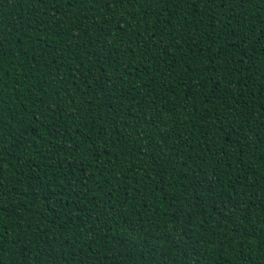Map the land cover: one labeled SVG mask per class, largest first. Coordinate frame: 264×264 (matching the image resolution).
Instances as JSON below:
<instances>
[{"label":"trees","instance_id":"16d2710c","mask_svg":"<svg viewBox=\"0 0 264 264\" xmlns=\"http://www.w3.org/2000/svg\"><path fill=\"white\" fill-rule=\"evenodd\" d=\"M0 264H264V0H0Z\"/></svg>","mask_w":264,"mask_h":264}]
</instances>
